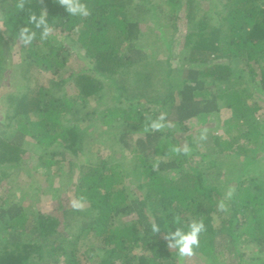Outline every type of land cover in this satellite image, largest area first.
<instances>
[{
  "label": "trees",
  "instance_id": "16d2710c",
  "mask_svg": "<svg viewBox=\"0 0 264 264\" xmlns=\"http://www.w3.org/2000/svg\"><path fill=\"white\" fill-rule=\"evenodd\" d=\"M0 1V83L9 77L15 89L7 95L15 127L0 126V234L7 233L0 237V264H183L166 239L183 226L177 216L205 221L199 264H264V99L252 100V89L264 92V0H209L208 10L195 0H162L163 8L155 0H86L92 15L83 19L70 17L59 0H25L23 11L18 0ZM42 8L55 34L72 39L70 49L55 39L37 38L28 49L18 43L15 34L28 13ZM148 20L169 50L167 59L146 48ZM185 27L184 56L173 66L176 34ZM17 45L22 60L14 72L7 66ZM75 54L80 69L64 70ZM223 109L232 114L224 122L227 133L242 126L241 135H211L208 126L215 123L206 120ZM160 110L177 129L144 133L145 115ZM195 119L209 130L211 150L200 151L209 157L204 164L169 151L182 145L180 134L196 146ZM93 122L108 127L100 136L119 125L104 139L116 154L95 165L80 158L84 126ZM28 138L41 150L38 169L50 183L55 177L72 183L74 197H86L84 210L65 206L62 219L43 210L30 215L32 206L4 184L26 158ZM130 176L141 179L136 185ZM229 187L235 194L225 214L218 202ZM154 221L160 232L151 231ZM244 244H254V254Z\"/></svg>",
  "mask_w": 264,
  "mask_h": 264
},
{
  "label": "rangeland",
  "instance_id": "374dc122",
  "mask_svg": "<svg viewBox=\"0 0 264 264\" xmlns=\"http://www.w3.org/2000/svg\"><path fill=\"white\" fill-rule=\"evenodd\" d=\"M195 1L196 3L200 4V5L198 4L197 6L204 7V9L208 10L209 0H195ZM162 2L164 3V1L162 0H155L154 6L156 5V7L158 6V8H160L159 6L161 7L164 6ZM204 9H202V11H204ZM135 12L137 13L136 9H135ZM136 13L134 17L136 16ZM160 16L164 18V22H167V20L165 21V17L163 15L160 14ZM0 17H1V1H0ZM147 22L148 24H144L145 32L147 33L145 40H144V42L146 41L145 43L146 48L149 49V53L153 55V57L167 59L169 56V50L166 48V46H165L166 48L165 49L159 43L160 39H162L160 32L158 33L157 31H155L156 35L154 36L153 30L150 28L151 26H153V24L152 22H150V20H148ZM187 29L188 28L186 27L184 29L182 28L181 31H179L176 34L177 42H176V45H174V47L172 48V52H171L174 57V59L172 60L173 66L181 65L182 57L184 56L183 55L184 52L182 50V45H183L182 43L184 40L185 33L188 31ZM162 30L164 34H166L165 36L170 35L171 30L169 29V27H165ZM55 35L58 36L57 34ZM156 36L158 37V41H157L158 43L154 42L155 40L154 38H156ZM58 37H60L59 44H64L69 49L71 48V44H72L71 38H69L65 34H60ZM19 48L20 46L18 45L15 46V50L13 54V57L15 60H12L11 63L7 66L8 69L14 72L16 71V69H18L21 63V60H22V53L20 52L21 48L20 49ZM73 56L74 55L68 58L69 66H67L68 68H65L64 70L67 71L69 67H70V70L81 67L82 64L81 63L78 64L77 62V59H78L77 54H75L74 57ZM44 74L47 75L48 77L52 76L50 72L44 73ZM62 74L63 72H61L55 78L59 79L62 76ZM9 81L10 80L8 77L6 81H1L0 83V122L2 123V125L0 124V126H3V124H9L10 130H11L15 127V124H14L15 121L9 118V116L12 115V108L9 104L7 95L15 92V89L9 87ZM252 86L255 87V84H253ZM252 90H253L252 100L253 101L258 100V102H261L264 99V92L262 93L259 87H255V89H252ZM231 116L232 114L229 110L223 109L221 113L219 114V117H217L214 114L209 118V121L207 119L206 120L207 126H208V123L209 124L215 123L214 127L208 126V127H212V129L210 130L211 135H219L221 136V139L223 140L230 139L231 136L241 135V133H243V129H241L242 126H239V128H237L238 130L233 129L230 132L231 134L227 133L226 125L224 124V122L226 119L230 118ZM117 126L119 125L114 126V129H111L109 132L105 133L103 136H100V132L102 131V129H108V127L105 126V128H103L101 126L100 128V126L97 125L96 123H94L93 125L87 123V125L84 126L85 128L83 130L87 137L83 141V149L80 155V158H82L81 160H85L87 162L92 161L95 165L99 162L100 157L103 156L104 154L105 155L108 154L109 158L114 157L117 149L115 150L113 148V145L111 144L112 141H108V143H105L106 141L104 139L107 138L108 136L109 137L113 136L114 132L118 131ZM201 126H204V127H201ZM207 126L202 124L201 121H197L196 119L190 125V127H192L191 130L193 131L192 134L194 135V140L195 142H197L196 146L194 147L192 146L193 151L190 155V159L194 163H197V164L198 163L204 164L209 159V157H207L206 155H203V156L200 155V151L209 152L211 150L209 148L211 147V143H207L206 142L207 140L203 142L198 141L200 129L205 128ZM2 128L3 127H0V130ZM178 136L182 144L184 143L183 141L187 140V137L186 136L183 137L184 135L182 134L177 135V137ZM243 137L244 138L241 141L244 143H249L248 141L249 139L247 140L245 136ZM90 139L94 140V142L92 143L94 145L88 143ZM100 139H101V142L103 141L102 145L104 148L97 146V144L100 142L99 141ZM23 147L27 151L26 158L22 161L21 165L11 174V176L6 178L4 184L8 185L10 189H12L13 192L18 193L19 201L21 202L23 206L25 207L32 206L29 209L30 215L32 214L37 215L38 210H43L44 211L43 214L45 216H55V217L62 219L63 218L62 213H63L64 207L71 206L70 200L72 198H75L73 191H71L74 185L72 183L69 185L68 181L64 180V178H61V177H55L52 183H50L49 179H47L46 177L44 169L43 170L38 169V166L40 163L39 155L41 154V150L36 148L35 144L33 143L32 140H30V138H28L26 142H24ZM249 147H250V144H249ZM107 150L109 151L108 153H106ZM118 158H120V156H118ZM81 160L77 159L78 163H81L80 162ZM121 161L123 162V164H125L124 159H122ZM122 162H120V164H122ZM261 165L264 166V161L261 162ZM128 170L134 171L133 168H128ZM174 174L175 173H173V175ZM215 176H217V174L212 175L211 179L214 180ZM140 179L141 177L135 178L134 176H130L128 178L129 182L132 180V183L136 185L138 184V181ZM131 188H133L132 185H131ZM4 234L7 235V233L1 232L0 234L1 240L5 239ZM24 237L25 238L23 240L26 242H30L32 240L30 235L28 236L24 235ZM65 246L67 247L68 245L66 244ZM253 246L254 244H244L243 251L248 253L249 254L248 256H250L251 254H254V252H252ZM61 257L65 258L63 256ZM246 258L247 257H245V259ZM183 264H199V263L196 261V256L194 255L193 257H185L183 260ZM200 264H204V263L201 262ZM208 264H215V263L209 259Z\"/></svg>",
  "mask_w": 264,
  "mask_h": 264
},
{
  "label": "clouds",
  "instance_id": "9594fccd",
  "mask_svg": "<svg viewBox=\"0 0 264 264\" xmlns=\"http://www.w3.org/2000/svg\"><path fill=\"white\" fill-rule=\"evenodd\" d=\"M59 4L65 9L70 17L87 18L92 15V11L86 0H59ZM16 8L19 11L25 9V0H18ZM16 40L25 49L33 46L39 38L40 41L59 40L60 37L55 35L54 25L49 20L48 12L42 8L39 11L28 13L25 23L16 32ZM146 120L143 127L144 133L163 132L164 130L174 131L177 129V123L170 118L167 110H160L154 115H145ZM208 129L202 128L199 132L198 141L203 142L208 139ZM169 151L176 156H189L193 148L188 143L169 145ZM235 194V189L229 187L225 193L224 199L218 202V211L227 214L228 203ZM86 197L80 196L72 198L70 205L72 209L82 211L85 209ZM178 225L175 231L167 232L166 239L168 246L175 249L180 258L193 257L196 250L201 245V234L206 232L207 227L204 219L199 217H190L186 222L181 217L174 218ZM162 226L159 222L151 224L152 232H160Z\"/></svg>",
  "mask_w": 264,
  "mask_h": 264
}]
</instances>
